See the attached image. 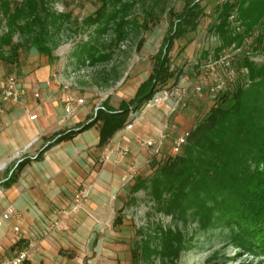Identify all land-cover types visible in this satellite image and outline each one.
Returning <instances> with one entry per match:
<instances>
[{
  "label": "crops",
  "instance_id": "crops-1",
  "mask_svg": "<svg viewBox=\"0 0 264 264\" xmlns=\"http://www.w3.org/2000/svg\"><path fill=\"white\" fill-rule=\"evenodd\" d=\"M61 49L54 52L52 59L32 53L33 60L22 55L18 65L0 62V88L9 75L16 76L26 86L19 103H0L3 111L0 116V216L12 208L19 217L0 229L1 259L4 253L8 254L5 260L15 257L25 246L30 252L29 264H84L80 260L82 256L89 258L88 264H95L96 260H104V255L107 258L112 256L111 233L104 232L103 225L109 223L107 217L111 193L115 191L114 177L125 169H133L137 162L143 165L150 162L152 151L141 147L138 139L164 137L161 156L170 149L169 145L173 146L179 135L193 129L191 107H201L195 100H189L187 110L175 114H169L166 107L144 113L138 110L139 120L132 131L125 130L132 120L129 115L125 127L108 144L100 146L101 122L89 126L95 120V109L103 105L109 110L120 111L123 102L135 97L153 68L135 86L128 85V80L120 81L117 85V88L121 87L120 91L116 93L112 89L113 93L104 99L99 95V87L91 81L95 69L87 74L83 58L78 56L70 62L69 56H64ZM60 71L67 79L68 87L54 82V74ZM71 71L78 73L73 80L69 75ZM70 97L85 100L74 117H67L63 109L64 102ZM213 97L205 95L204 102L210 100L209 109L215 104ZM34 115L37 119L32 121ZM84 127L87 128L82 130ZM70 132L75 133L72 139L54 144L57 138ZM126 147L131 150L127 159L115 157L100 168L99 159L106 150ZM42 151L41 157L35 160ZM18 159L29 162L6 187ZM83 188H89L92 194L76 217L79 237L66 235L62 231L65 220L60 211L70 207L76 193ZM50 225L53 233L44 237ZM15 227L20 232H15ZM75 239L84 242L85 248L79 251L74 246ZM62 249L68 251H64L66 257H62Z\"/></svg>",
  "mask_w": 264,
  "mask_h": 264
},
{
  "label": "trees",
  "instance_id": "trees-1",
  "mask_svg": "<svg viewBox=\"0 0 264 264\" xmlns=\"http://www.w3.org/2000/svg\"><path fill=\"white\" fill-rule=\"evenodd\" d=\"M1 1L8 31L0 38V62L18 65L23 50L54 58L58 44L51 27L56 26L58 18L48 9L46 1ZM184 1L186 5L182 14L168 9L163 3L158 5L162 9L161 15L168 11L173 20L154 57L152 73L140 85L135 97L122 103L120 111L105 107L106 111H99L89 125L101 122L100 146L108 144L125 127L131 109L140 110L154 96L158 86H166L174 79L169 55L174 41L194 32L203 13L198 0ZM155 3L159 4V1ZM223 8L218 14L219 25L215 24V30L229 36L227 20L236 8L227 4ZM237 10L247 33L264 20V0H240ZM153 13L151 10L149 21L154 22L158 17ZM16 35L21 42H14ZM243 38L241 35L229 38L228 44H240ZM256 42V47L264 52V35L258 36ZM243 66L248 74L243 78L240 76L233 88L219 97L216 106L191 130L182 155L168 158L150 177H138L131 193L148 190L159 212L186 225L192 220L201 231L218 225L227 226L235 245L244 250L251 249L253 253L261 248L264 254V64L258 65L247 59ZM74 134L62 135L54 144L70 140ZM28 162L22 160L16 166L6 187ZM121 223L118 215L114 225ZM192 239L194 236L189 240ZM184 249V232L168 229L160 232L158 242H143L137 257L144 264L152 257H157L161 264L174 263ZM136 264H140L139 259Z\"/></svg>",
  "mask_w": 264,
  "mask_h": 264
},
{
  "label": "rangeland",
  "instance_id": "rangeland-1",
  "mask_svg": "<svg viewBox=\"0 0 264 264\" xmlns=\"http://www.w3.org/2000/svg\"><path fill=\"white\" fill-rule=\"evenodd\" d=\"M5 1L20 3L23 0ZM45 1L48 9L58 18L56 26L51 27L54 40L58 44L55 53L62 48L64 56L70 57H68L70 62H74V59L80 56L83 58L84 67L88 70L87 74L91 73L92 68L95 69V72L91 73L92 84L98 86L102 91L113 89L116 93L120 91L121 87L117 88L120 81L128 80V85L135 86L139 82L138 80L153 68L154 57L160 49L173 20L168 11L161 15L160 10L162 9H160L161 7L158 8V5L163 3L164 6L168 9L171 8L177 14H182L186 5L184 0H163V2L162 0ZM156 1H159V4L155 3ZM239 1L198 0L203 10L197 20L198 27L184 38L174 41L169 55L171 57V70L174 71L175 76L166 86L172 83L192 86V81L204 79V70L199 67L187 66L199 56L201 50L205 52L211 49L214 51L212 57L228 55L234 64L239 79L240 76L243 78L248 74L247 69L243 66L245 60L249 59L258 65L264 64V52L256 47L257 37L264 35V20L261 25L247 33V28L239 18V11L237 10ZM226 4L236 8L227 20L229 36H224L215 30V24L219 25L218 14ZM151 10H154L158 17L154 22L149 21L152 16H149ZM230 17L234 18V22L231 21ZM7 31V19L2 14L0 7V38ZM202 35L217 37V43L204 46L200 40ZM238 35L244 37L242 43L234 42L229 45L228 39L238 37ZM21 41L22 39L16 35L14 42ZM200 46L202 47L200 48ZM32 53L34 52L29 53L23 50V58L27 57L33 60ZM71 58L73 61L70 60ZM166 86H158V88L161 89ZM224 93L213 95L203 92L201 95H195L191 92L183 103L185 106H180L174 114L180 110L182 112L187 110L189 100L198 102L201 107L195 109L192 106L189 110L193 118L192 128H194L211 110L209 109L210 100L204 102L205 95L214 96L215 104L213 107H215L218 98ZM126 97L129 98V95ZM169 147L170 149L161 156H159L160 154L150 156L149 163L146 162L143 165L140 162H134L133 169H125L121 175L114 177L115 191L111 193L107 217L109 223L103 225V231L111 233L109 235L112 240L109 243L113 244V255H109V258L104 255L102 257L104 260H96L95 264H136L138 259L140 264H144L137 257L140 255L138 253L139 247L143 242L151 244L158 242L160 232L168 229H179L184 232L186 249L181 252L174 263L168 262L167 264H264L262 249L260 248L259 251L253 253L251 249L244 250L238 247L232 242L231 231L227 226L218 225L208 231H201L197 224H193L192 220L186 225L175 220L171 215L159 212L148 190H141L136 194L131 193V187L138 177H150L156 168L173 156L171 145ZM19 161L20 159L17 163ZM130 161L132 160L130 159ZM105 163L103 155L100 156V168ZM83 189H88L90 195L92 194L89 188ZM83 189H80L76 195ZM75 196L71 206L62 209L60 212L62 219L65 220V224L62 226L63 233L66 235L74 234L79 237V222L76 220L78 212L67 214L75 202ZM118 215H120L122 223L114 225V220ZM52 233L50 225L44 237H49ZM192 236H194V240L190 241ZM74 241L76 243L74 246L79 251L85 246L84 242L80 240L75 239ZM24 250H27L26 246ZM64 251L67 250H63L62 257H66ZM4 254L2 259L0 258V263L8 257L7 253ZM88 259L83 256L80 257L84 264H88ZM147 264H161V261L157 257H152Z\"/></svg>",
  "mask_w": 264,
  "mask_h": 264
},
{
  "label": "built area",
  "instance_id": "built-area-1",
  "mask_svg": "<svg viewBox=\"0 0 264 264\" xmlns=\"http://www.w3.org/2000/svg\"><path fill=\"white\" fill-rule=\"evenodd\" d=\"M225 2L226 0H222ZM231 21L234 22V18L230 17ZM200 40H202L203 45L207 44H216L217 37L211 35H202ZM202 46H200L201 48ZM207 51V52H206ZM204 51H199V56L194 59V61L190 62L187 66L191 67H199L200 69L205 71L204 79L200 81H196L192 86H182L175 83H172L169 86L164 88H157L154 96L143 104L141 108V113L152 109H159L166 107L168 109L169 114H173L178 110L181 106H185L183 103L186 97L192 93L195 95H201L203 92H207L208 94L219 95L228 91L238 82V73L232 63V60L228 55L223 54L218 57H212L214 51L211 49ZM207 53V54H206ZM225 53V52H224ZM84 73V71H82ZM78 73L76 71H71L69 75L71 76V80ZM53 80L58 85H67V79L63 75V71L54 74ZM26 90V86L14 75H9L6 77L0 88V103L9 102V103H19L24 95V91ZM99 95L107 99L112 93L113 90L102 91V89H98ZM36 97L39 98V94H36ZM85 100L77 97L67 98L64 102V113L67 117H74L79 109L84 106ZM99 111H106L103 105L98 106L95 109V118L97 117ZM3 111L0 107V116ZM132 120L125 127L126 131H132L137 124L139 117L136 112L131 110L130 113ZM37 119V115L31 116V120L34 121ZM191 135V130H187L183 132L180 136H178L172 146V154L179 155L183 148L187 145L189 137ZM37 141V140H36ZM138 144L141 147L149 149L153 154L159 155L163 149L164 137H161L158 140L151 139H138ZM131 153L130 148H112L108 149L103 154L104 162H110L115 157H118L120 160H124ZM21 160L18 162V164ZM126 180V179H125ZM90 198V193L88 189L81 190L75 196V202L70 209V212L67 214L77 213L81 210L82 205L88 201ZM19 218L16 215L14 209L9 208L0 216V229L6 226L12 219ZM15 232H20L18 227L14 228ZM30 259V252L28 250L21 251L15 257L5 260L0 264H24L28 262Z\"/></svg>",
  "mask_w": 264,
  "mask_h": 264
}]
</instances>
